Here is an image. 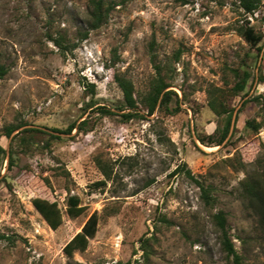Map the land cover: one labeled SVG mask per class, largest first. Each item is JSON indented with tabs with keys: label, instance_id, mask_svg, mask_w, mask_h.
Here are the masks:
<instances>
[{
	"label": "rangeland",
	"instance_id": "obj_1",
	"mask_svg": "<svg viewBox=\"0 0 264 264\" xmlns=\"http://www.w3.org/2000/svg\"><path fill=\"white\" fill-rule=\"evenodd\" d=\"M107 1L108 21L84 37L90 0H0V233L14 239L0 240V264H235L213 220L221 210L242 264H264V237L241 194V181L264 170V0L253 13L238 0ZM247 22L262 35L256 46L239 31ZM155 63L178 111L145 107ZM235 71L250 73L238 95ZM116 75L132 81L135 109ZM213 96L232 111L220 145L209 137L229 113L212 110ZM20 123L14 134L40 131L19 134L10 166L3 129ZM73 123L82 128L55 131ZM71 195L85 208L78 216L68 212ZM36 197L57 201V229ZM95 212V237L69 257L65 245Z\"/></svg>",
	"mask_w": 264,
	"mask_h": 264
},
{
	"label": "trees",
	"instance_id": "obj_2",
	"mask_svg": "<svg viewBox=\"0 0 264 264\" xmlns=\"http://www.w3.org/2000/svg\"><path fill=\"white\" fill-rule=\"evenodd\" d=\"M239 6L243 8L245 13L255 12L259 6L261 0H238ZM115 3L113 1L107 0H90V9L88 11L87 26L88 29L84 32V37L88 35V32L92 29H98L103 24L108 21L110 13L114 8ZM239 31L244 36V38L250 42L252 45H258L262 40V35L257 33L255 27L247 22L245 25L239 27ZM58 44H61L59 40H56ZM155 69L157 76L155 77L151 90L144 99L145 107L147 108L149 114H153L157 108H165L170 111H178L180 105L171 109L169 103L171 100V95L176 94L172 89H168L171 86V83L167 81L164 77L162 66L158 63H155ZM7 70L4 65H0V77H3L6 74ZM236 72V71H235ZM236 75L240 77L239 81L233 87L234 94L238 95L240 92L244 91L250 78V73L244 71L243 75L240 76V73L237 71ZM116 82L121 88L124 96V106L128 109H135L137 107V98L134 95V85L131 80L116 75ZM264 108V100H263ZM209 105L212 110L217 114L229 113L226 124L223 129L219 132V137L216 138L215 135L210 136V143H215V145L222 144L226 138L229 136L231 128V117L232 111L228 109L226 103L220 100L218 97L213 96ZM123 109V106L122 108ZM123 116H130V114H125ZM85 121H83L84 123ZM76 125L75 123L71 124L67 129H55V131L60 133L71 134L74 128L81 129L82 125ZM247 126L252 127L254 130H259L263 127L262 122H257L255 119H248L246 122ZM26 124H9L6 125L3 129L4 135L12 139V147L9 151V164L10 166L15 164L14 154L15 149L13 142L18 138L19 134L30 131H40L33 128H24L18 131L16 134L14 132L19 130L22 126ZM53 138H59L60 135H52ZM202 143L207 142L204 137L199 138ZM20 143L28 147L31 143L26 136H22ZM49 144V143H47ZM7 150L0 144V157L1 155L6 156ZM190 175V171H188ZM192 178L199 184L201 187V197L207 205L214 204V197L212 196L211 189L205 187L197 179ZM241 194L244 199L245 209L248 212L249 216L253 218L257 225V229L261 231L262 237H264V170H255L252 173H249V176L241 181ZM69 207L68 212L71 216H78L84 211V206L80 205V199L77 195H71L68 199ZM33 203L37 210L41 213L47 223L53 229H57L63 222L62 211L59 207L57 201H51L46 198L36 197L33 200ZM213 220L217 225L220 231V239L222 247L228 256L233 258L235 264H242V256L236 250L234 243L230 237L228 226H227V216L224 211H219L213 215ZM99 217L97 213H93L88 220L83 225L80 232H78L64 247L65 253L71 257L76 250H85L88 247L89 240L95 237L98 231ZM5 239L10 243H14V239L10 235H5L0 233V240ZM71 264H86L78 261H73Z\"/></svg>",
	"mask_w": 264,
	"mask_h": 264
}]
</instances>
